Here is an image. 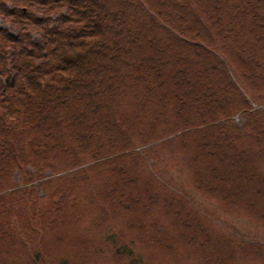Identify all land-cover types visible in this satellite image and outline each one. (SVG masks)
<instances>
[{"label":"trees","instance_id":"obj_1","mask_svg":"<svg viewBox=\"0 0 264 264\" xmlns=\"http://www.w3.org/2000/svg\"><path fill=\"white\" fill-rule=\"evenodd\" d=\"M0 17L20 31L0 27V264H42L46 235L90 212L197 264L264 254L163 170L264 224V0H0Z\"/></svg>","mask_w":264,"mask_h":264},{"label":"rangeland","instance_id":"obj_2","mask_svg":"<svg viewBox=\"0 0 264 264\" xmlns=\"http://www.w3.org/2000/svg\"><path fill=\"white\" fill-rule=\"evenodd\" d=\"M173 155L184 157L181 152H175ZM164 164H166L163 167L164 174L170 175L171 170H174L176 182L190 194L195 208L208 216L215 231L223 232L224 236L230 238L232 235L242 242L264 243V224L256 217L241 208L225 206L219 199L197 189L184 167L175 165L173 159L166 160ZM105 215L108 221L101 225L95 222V214L90 212L82 214L77 220L73 219L59 238H56L53 233H48L46 235L48 242L42 248L41 263L59 264L61 260L67 259L66 264H130L125 255L115 253L114 248L117 243L113 244L110 238L113 234L119 237L118 242L130 246L135 255H142L145 264H197L181 257L184 250L182 245L176 246V251L168 252L162 243L158 242L160 236H151V243H140L138 239L135 240L137 232H131L124 226V220L128 218L126 212H120L115 218ZM219 238L214 236L215 240L212 239V241H218ZM213 245L212 251L216 248L221 249L226 261L232 258L229 253L236 249L222 247L217 243ZM243 255L241 264H264V254L256 258H249L246 253ZM10 259L11 264H31L32 254L29 252L22 255L13 254Z\"/></svg>","mask_w":264,"mask_h":264}]
</instances>
